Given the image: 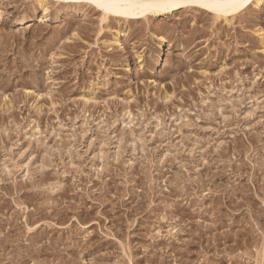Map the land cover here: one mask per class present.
Segmentation results:
<instances>
[{
    "label": "rangeland",
    "instance_id": "rangeland-1",
    "mask_svg": "<svg viewBox=\"0 0 264 264\" xmlns=\"http://www.w3.org/2000/svg\"><path fill=\"white\" fill-rule=\"evenodd\" d=\"M167 1L0 0V264H264V0Z\"/></svg>",
    "mask_w": 264,
    "mask_h": 264
},
{
    "label": "bare ground",
    "instance_id": "bare-ground-1",
    "mask_svg": "<svg viewBox=\"0 0 264 264\" xmlns=\"http://www.w3.org/2000/svg\"><path fill=\"white\" fill-rule=\"evenodd\" d=\"M91 2H94L96 4H100V6L104 7L106 10V12H111V13H119L124 16H137L138 14H146L147 12H153L152 8H144V9H132V8H127V7H123L120 6L116 3H114V0H89ZM196 1H205L207 3H205V5L209 6L212 5L211 2H213V0H196ZM250 0H215V5H218V7H216L214 4V8H216V11L218 12V14H223V15H227L229 13H235L237 12V10L241 9L242 7L244 8L245 5H247V3H249ZM168 1L166 0H154L155 3V7L158 5H163L165 3H167ZM140 12V13H138ZM226 20V18H224ZM228 19V18H227ZM10 44V43H9ZM6 47V46H5ZM46 208V207H45ZM27 209V208H26ZM15 223V222H14ZM11 227V226H10ZM35 229V228H34ZM197 234V233H196ZM2 236V235H1ZM229 236V235H228ZM3 237V236H2ZM7 237V236H6ZM4 239H6L4 237ZM7 240V239H6ZM13 240V239H12ZM47 240V239H46ZM14 242V241H13ZM7 244V243H6ZM185 244V243H184ZM9 248V246H8ZM11 248V246H10ZM35 248V247H34ZM177 248V247H176ZM43 249V248H42ZM10 250V249H9ZM28 250V249H27ZM18 252V250H16ZM29 251V250H28ZM35 251V250H34ZM49 251V250H48ZM2 253V252H1ZM21 253V252H20ZM34 253V252H33ZM38 253V252H37ZM46 253V252H45ZM11 254V253H10ZM26 254V252H25ZM6 255V254H5ZM23 255V254H22ZM27 255V254H26ZM44 255V254H43ZM12 256V255H11ZM9 256V257H11ZM21 256V255H20ZM32 256V255H31ZM45 256V255H44ZM16 257V256H15ZM21 258V257H20ZM66 258V257H65ZM23 259V257L21 258ZM27 259V258H26ZM30 259V258H29ZM82 259V258H81ZM5 260V259H4ZM14 260V259H13ZM18 260V259H17ZM67 260V259H66ZM262 260V259H261ZM27 261V260H26ZM44 261V260H43ZM15 262V261H14ZM32 263V262H31ZM2 264V263H1ZM18 264V263H16ZM26 264V263H25Z\"/></svg>",
    "mask_w": 264,
    "mask_h": 264
},
{
    "label": "snow or ice",
    "instance_id": "snow-or-ice-1",
    "mask_svg": "<svg viewBox=\"0 0 264 264\" xmlns=\"http://www.w3.org/2000/svg\"><path fill=\"white\" fill-rule=\"evenodd\" d=\"M114 3L132 9H144L155 7L154 0H114ZM97 6H100L99 2Z\"/></svg>",
    "mask_w": 264,
    "mask_h": 264
}]
</instances>
